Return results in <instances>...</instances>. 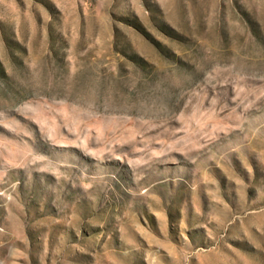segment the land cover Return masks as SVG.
<instances>
[{
	"label": "rangeland",
	"instance_id": "rangeland-1",
	"mask_svg": "<svg viewBox=\"0 0 264 264\" xmlns=\"http://www.w3.org/2000/svg\"><path fill=\"white\" fill-rule=\"evenodd\" d=\"M0 264H264V0H0Z\"/></svg>",
	"mask_w": 264,
	"mask_h": 264
}]
</instances>
